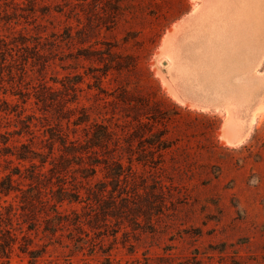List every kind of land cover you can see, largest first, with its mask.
Instances as JSON below:
<instances>
[{
  "label": "rangeland",
  "instance_id": "obj_1",
  "mask_svg": "<svg viewBox=\"0 0 264 264\" xmlns=\"http://www.w3.org/2000/svg\"><path fill=\"white\" fill-rule=\"evenodd\" d=\"M207 1L0 0V39L12 50L0 80V183L15 167H29L8 154L12 147L48 154L50 135L81 146L99 126L108 136L84 161L87 169L102 164L93 177L83 179L78 166L66 181L58 171L45 175L44 199L63 183L81 193L59 207L67 222L57 234L44 232L41 204L29 210L20 192L0 195V245L17 240L0 264H264V1L229 2L233 28L251 36L255 50L253 66L236 74L248 80L237 86L246 100L234 113L248 132L237 146L224 144L226 102L185 83L167 63L178 47L192 68L209 61L193 53L191 39ZM245 20H253L248 28ZM55 154H62L58 144ZM71 237L83 239V250ZM27 243L40 251L38 261L20 252Z\"/></svg>",
  "mask_w": 264,
  "mask_h": 264
},
{
  "label": "bare ground",
  "instance_id": "obj_2",
  "mask_svg": "<svg viewBox=\"0 0 264 264\" xmlns=\"http://www.w3.org/2000/svg\"><path fill=\"white\" fill-rule=\"evenodd\" d=\"M234 1H236V0H234ZM234 1L232 0V2H230V0H208L206 2L207 4L204 8V11H202L203 13L200 11V13H202L201 16L199 15L200 14L198 11L199 9L196 11V12H198V15L200 16L197 19L198 25L200 26V29L198 31L196 30L197 31L196 34L192 33L193 36H191V39L193 38L194 40L198 41V43L196 42L198 44V48L195 49L193 53H195L196 56H198V57H203V58L209 57L208 62L204 61L203 59H200V61L197 60L194 63V65L196 67L192 68L189 65V60H186L184 62V60H183L184 55H182V53H181L182 51L178 50L179 47L178 48L176 47L177 49L171 48V50L166 53L167 63L169 64L168 66H169L170 70L175 71L179 75V77L185 81V83H188L189 85L190 84H197L200 87V90H202L204 87V89L206 91H208L209 93L214 95L215 99L218 98V99H221V100L226 102L225 105L227 104L226 108L228 111V119L226 121V125L224 128V130L226 129V132H224L223 139H224V144H226L228 146H237V145L241 144L245 140L246 135L248 134V132H246L247 134L243 133L241 122L238 119H236L235 113H234L235 110L238 109L239 107H241L246 100V95L244 94V91L241 89L238 90L237 86L240 88L243 87V85L245 84V83L243 84V82H246L248 80H246L245 75H243V77L242 76L236 77V74L239 72H242L244 74V72H246V70H248L249 68H251L253 66L252 64H250L251 63L250 58L254 56L253 52L255 51V50H253V51L250 50L253 48V47L251 48V42L249 41L250 38H252V37L250 36V38H243V36H241L236 31L237 29L233 28L235 26L232 25V23H231L230 12H231V10H234V9L230 8L231 7L230 3L232 5V3ZM242 1H241V3H242ZM255 1H256V4H259L262 0H260L259 2H257V0H255ZM248 2L249 1H247V3ZM244 3H246V0H244ZM237 5H235V7H237ZM239 5H240V2H239ZM242 5H241V7H243ZM247 5H246V7H249ZM260 6H258V7H260ZM263 7L264 6L262 4L261 9ZM240 9L241 8H239V10ZM261 9H259V10H261ZM242 10H243V8H242ZM257 10L255 11V13L257 12L258 16H259L260 11H257ZM236 11L239 12L238 10H236ZM262 11H264V10L262 9ZM236 13L233 14V18L236 17L235 15L239 16V14H240V12H239V14L238 13L236 14ZM241 13H243V12H241ZM253 13H254V10H253ZM262 13L260 14V16L261 15L263 16ZM231 14H232V12H231ZM198 15H196V16H198ZM243 16H246V15H243ZM243 16H242V18H243ZM254 16H253V20L256 18ZM256 16H257V14H256ZM242 18H241V20H242ZM244 18H243V20H244ZM195 19H194V21H195ZM237 19H235V22H237L236 21ZM248 19H249V17H248ZM253 20H251V21H253ZM191 21H193V20H191ZM249 21L250 20H248V22ZM251 21H250V23H251ZM258 21L260 22L261 20L258 19ZM248 22L246 23V24H249L248 26L245 24V22L243 23V24H245L243 26H247L245 28H248L251 25ZM254 22H256V21H254ZM194 23L197 24L196 21ZM239 23H241V22H239ZM256 24H257V22H256ZM240 25H242V23ZM257 27H259L258 24H257ZM257 27H254V28H256V30H257ZM191 28H192L191 31L193 32V29H194L193 26H191ZM195 29H194V31H195ZM256 30L252 29L250 31L253 33V31H256ZM245 31L243 33H245ZM260 31H258V32H260ZM250 33L248 31V34H250ZM248 34L246 35V33H245V36L248 37L249 36ZM166 44H167V40L165 41V45H164L165 49H166V47H168V45H166ZM182 45H184V44H182ZM188 52L189 51H187V53ZM193 53L191 51L190 56ZM185 58H187V57H185ZM262 58H264V55L261 56L260 59H262ZM260 63L261 62L259 60L256 64L257 66L255 65V67H259ZM255 67L253 69H255ZM246 83L248 84V82H246ZM173 94H174L173 96H175L176 98L178 97V95L175 94L174 92H173ZM261 106H263V104ZM257 109H258V107H257ZM260 109H262L264 111V107H261ZM260 109H258V111ZM260 114H263V113L260 112ZM255 117H256V114H255ZM253 119H255V118H253ZM252 121H254V120L250 121L251 126H252Z\"/></svg>",
  "mask_w": 264,
  "mask_h": 264
},
{
  "label": "trees",
  "instance_id": "obj_3",
  "mask_svg": "<svg viewBox=\"0 0 264 264\" xmlns=\"http://www.w3.org/2000/svg\"><path fill=\"white\" fill-rule=\"evenodd\" d=\"M11 52L12 50L10 48V44L0 39V80L5 76L7 69L12 63V60H10L12 59ZM7 57H9V59H7ZM25 62L27 63L28 61L26 60ZM76 84L78 83H74V86ZM73 92H75V90H73ZM47 102L51 101L46 100L45 104H47ZM17 135L21 136L19 133ZM49 139L52 141V144L48 147V154L36 151L27 144H22L20 147H12V152L8 154L19 161L20 164L28 163L29 167L26 165H22V167L17 166L10 172L9 175L5 176L0 183V195L9 196L11 193L20 192L22 194V203L28 207L29 210L34 208L37 204H41L46 209V219L44 221L46 226L44 228V232L55 235L61 230V227L66 226L67 222L60 217L59 207L66 201L69 203L77 202L81 197V193L80 191H77L75 194H71L64 188L66 183H63L57 191H52V197L50 199H44L45 193L43 190L46 189V186L44 185L45 175L47 173H55L58 171V177L66 181L67 174L71 171L70 169L73 166H78L79 168H82L81 174H83V179L93 177L95 175L96 168L102 164L99 161H96L91 164V169H87L84 168V161L93 150H99L103 147L104 143L107 142L108 136L106 130L99 126L92 131L88 138V143L85 146L70 143L64 138L53 137V135H50ZM9 142L10 140H7V142H3V144L7 145ZM56 144H58L62 153L59 157L55 154ZM46 166H51V169L46 171ZM22 168L25 169L22 170ZM23 171H27L28 173L30 172L31 175L24 177ZM121 176L122 169L117 166L113 179L119 183ZM15 177L19 179L24 178L26 181L30 182L29 188L26 190L19 189L16 186V181L14 180ZM118 183L113 187L115 192L118 187ZM0 217H2L1 211ZM8 218H10L9 221L13 223V217L11 218V215H9ZM11 231L12 228L8 229L7 232L12 233ZM23 240H26V237H23ZM70 241L74 249L83 250L85 247L83 239H75L74 237H71ZM16 242V239H11L10 242L0 245V259H10L13 246L16 245ZM32 244L33 243L24 244L19 247V250L22 254L26 255L30 261L36 262L41 257V253L39 250L33 249Z\"/></svg>",
  "mask_w": 264,
  "mask_h": 264
},
{
  "label": "crops",
  "instance_id": "obj_4",
  "mask_svg": "<svg viewBox=\"0 0 264 264\" xmlns=\"http://www.w3.org/2000/svg\"><path fill=\"white\" fill-rule=\"evenodd\" d=\"M164 88V87H163ZM165 90V89H164Z\"/></svg>",
  "mask_w": 264,
  "mask_h": 264
}]
</instances>
